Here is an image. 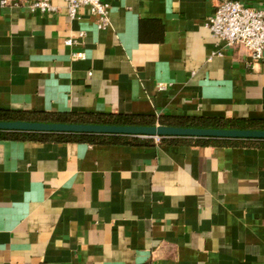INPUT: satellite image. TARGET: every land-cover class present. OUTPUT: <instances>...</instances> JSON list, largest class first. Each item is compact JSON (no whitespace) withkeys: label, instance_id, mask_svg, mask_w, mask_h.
I'll return each instance as SVG.
<instances>
[{"label":"crops","instance_id":"obj_1","mask_svg":"<svg viewBox=\"0 0 264 264\" xmlns=\"http://www.w3.org/2000/svg\"><path fill=\"white\" fill-rule=\"evenodd\" d=\"M2 1L0 111L264 120V63L213 37L217 0H102L106 29ZM172 139L0 140V264H264V143Z\"/></svg>","mask_w":264,"mask_h":264},{"label":"trees","instance_id":"obj_2","mask_svg":"<svg viewBox=\"0 0 264 264\" xmlns=\"http://www.w3.org/2000/svg\"><path fill=\"white\" fill-rule=\"evenodd\" d=\"M0 121H25L48 124H95L114 126H148L157 125L177 128L201 129H251L264 130V120H228L217 118H188V117H138L123 115H95L84 113H35L23 111H0ZM188 140L197 145H223L232 142H260L263 140H226V139H193L174 138L171 141ZM0 140L38 141L43 143H89L94 145H147L150 140L121 135H76L27 132H1ZM163 139L161 142H166Z\"/></svg>","mask_w":264,"mask_h":264},{"label":"built area","instance_id":"obj_3","mask_svg":"<svg viewBox=\"0 0 264 264\" xmlns=\"http://www.w3.org/2000/svg\"><path fill=\"white\" fill-rule=\"evenodd\" d=\"M14 0H3L5 7ZM71 19L79 18L80 12L86 10L88 15L96 19L99 29L110 25V6L102 0H64ZM31 12L53 13L56 7L51 0H33L25 4ZM206 27L213 37L226 48L243 47L254 63H264V9L247 7L236 0H217L214 14L209 17ZM69 47L75 46L76 39L65 41ZM221 55V53H219ZM73 60H84V53L73 54ZM163 90V86H159ZM158 141L160 139L156 138Z\"/></svg>","mask_w":264,"mask_h":264},{"label":"water","instance_id":"obj_4","mask_svg":"<svg viewBox=\"0 0 264 264\" xmlns=\"http://www.w3.org/2000/svg\"><path fill=\"white\" fill-rule=\"evenodd\" d=\"M0 131L76 135H121L140 139L193 138L264 141V130L177 128L163 125L148 127L0 121Z\"/></svg>","mask_w":264,"mask_h":264}]
</instances>
